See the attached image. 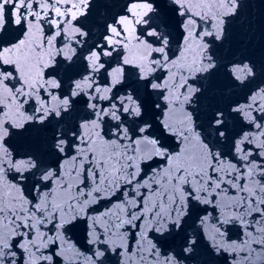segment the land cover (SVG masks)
I'll return each instance as SVG.
<instances>
[{"label":"snow or ice","instance_id":"snow-or-ice-1","mask_svg":"<svg viewBox=\"0 0 264 264\" xmlns=\"http://www.w3.org/2000/svg\"><path fill=\"white\" fill-rule=\"evenodd\" d=\"M92 7L0 0V264H264L241 0H126L89 45Z\"/></svg>","mask_w":264,"mask_h":264},{"label":"water","instance_id":"water-1","mask_svg":"<svg viewBox=\"0 0 264 264\" xmlns=\"http://www.w3.org/2000/svg\"><path fill=\"white\" fill-rule=\"evenodd\" d=\"M125 3L126 0H93L92 10L85 21V30L89 32L87 38L89 45L102 41V32L113 17L122 14L121 9ZM229 32L226 42L227 54L250 59L256 65L259 79L264 75V0H241L239 14L231 24ZM105 59L115 65V54L113 58ZM77 71H80L79 66L74 64L67 75H74ZM58 75L66 78L63 68ZM240 235L241 230L238 226L230 232L232 239H239ZM79 238V230H76L73 239L79 241ZM212 264H228V260L216 258Z\"/></svg>","mask_w":264,"mask_h":264}]
</instances>
